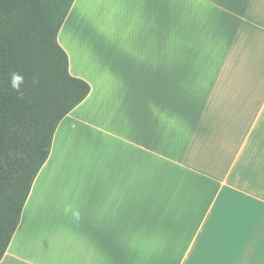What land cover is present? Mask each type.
<instances>
[{"label": "crops", "instance_id": "1", "mask_svg": "<svg viewBox=\"0 0 264 264\" xmlns=\"http://www.w3.org/2000/svg\"><path fill=\"white\" fill-rule=\"evenodd\" d=\"M57 40L91 91L0 264H264V0H75Z\"/></svg>", "mask_w": 264, "mask_h": 264}, {"label": "trees", "instance_id": "2", "mask_svg": "<svg viewBox=\"0 0 264 264\" xmlns=\"http://www.w3.org/2000/svg\"><path fill=\"white\" fill-rule=\"evenodd\" d=\"M74 2L0 0V262L58 125L91 91L57 40ZM13 73L24 76L21 93Z\"/></svg>", "mask_w": 264, "mask_h": 264}, {"label": "clouds", "instance_id": "3", "mask_svg": "<svg viewBox=\"0 0 264 264\" xmlns=\"http://www.w3.org/2000/svg\"><path fill=\"white\" fill-rule=\"evenodd\" d=\"M24 84V76L20 73H13L10 78V87L13 91L21 93V86ZM22 98V94L20 95ZM72 217L74 220L78 221L80 218V211L78 209L72 210Z\"/></svg>", "mask_w": 264, "mask_h": 264}]
</instances>
